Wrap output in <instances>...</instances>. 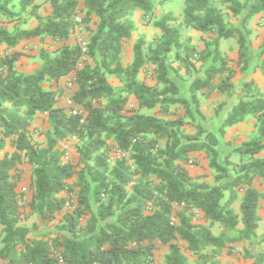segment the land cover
I'll use <instances>...</instances> for the list:
<instances>
[{"label": "trees", "instance_id": "obj_1", "mask_svg": "<svg viewBox=\"0 0 264 264\" xmlns=\"http://www.w3.org/2000/svg\"><path fill=\"white\" fill-rule=\"evenodd\" d=\"M16 1L0 0V48L45 36L58 45L41 47V63L31 72L18 68L22 51L0 50V264H191L192 258L194 264H220L222 250L234 241H257L262 251L252 264H264V234H258L264 189L255 186L264 179V92L254 80L236 89V69L220 48L221 39L235 38L239 71L250 69L248 24L264 12V0H221L233 15L242 16L239 26L231 25L213 0H184L183 24L216 33L209 54L220 62L195 77L186 94L171 75L170 55L175 52L187 67L192 57L203 62L207 57L182 40L180 28L171 23L172 13L155 21L162 32L158 40L140 38L133 61L125 65L122 60L124 42L138 27L132 13H153L154 0H83L84 8L79 0H47L51 12L45 16L35 0H18V11ZM25 12L37 25L18 24ZM77 15H83L80 23ZM94 17L97 24L89 28L87 46L68 43L78 25H89ZM260 68L264 75V62ZM71 73L78 86L72 99L83 110L59 103L65 95L60 80ZM211 89L235 100L213 126L201 107L203 94ZM132 98L136 106L129 104ZM38 113L49 124L39 132L42 141L32 130ZM250 118L253 130L223 154L228 129ZM70 138L77 140L76 164L65 160L60 147ZM113 148L122 154L114 160ZM198 151L216 172L214 184L189 171L188 165L197 162L191 153ZM232 155L238 160H231ZM23 163L32 174L27 212L18 191ZM71 192L76 203L69 207L61 194ZM197 209L206 223L195 221ZM31 215L45 226L58 221L57 232L24 224ZM215 225L219 233L213 231ZM159 244L167 246L163 262L154 255Z\"/></svg>", "mask_w": 264, "mask_h": 264}, {"label": "rangeland", "instance_id": "obj_2", "mask_svg": "<svg viewBox=\"0 0 264 264\" xmlns=\"http://www.w3.org/2000/svg\"><path fill=\"white\" fill-rule=\"evenodd\" d=\"M83 0H79L81 2ZM16 9L20 10L18 0L16 1ZM35 2L41 4V7L38 9V13L42 16L48 15L51 11V5L47 0H35ZM155 2V10L153 13L144 15V13L141 10H136L132 13V18L135 20V22L138 24L137 29L132 33V36L127 39L124 42L123 46V54H122V60L125 65L131 63L134 58V45L135 43L140 39L143 38L146 43L156 41L161 36L162 32L159 28H157L154 23L155 21L159 20L164 14L166 13H172L174 16V20L171 22L172 25L178 26L182 32V40H187L191 42V44L196 46L198 54H202L203 56L207 57V60L203 62L201 57L194 56L191 58L192 65L187 67L185 63L179 59L176 58L175 52H173L169 57V67L172 77L176 82L179 83L181 87L182 94L187 93V88L191 81L198 76H204L205 70L209 65H219L220 62H215L213 60V56L209 51L213 50V41L216 39V33L215 32H209V33H201L194 29L187 28L183 24V8H184V0H154ZM212 5L217 6L222 9L226 19L231 25L239 26L241 24L242 16H235L233 15L230 10L228 9V5L223 3L221 0H213ZM29 10V8H28ZM83 16V15H81ZM37 20L29 14V12H25L23 14V17L20 18L18 21V24L23 28H29L34 27L37 25ZM14 24L13 22H7V27L12 28ZM97 24V17H94L92 22L89 25L86 24H80L78 25V28L75 30L73 34V41L75 43H80L83 46H87L89 39H90V30L89 28H95ZM250 33L247 34L248 39L251 44V67L247 72H241L240 66L238 65V55H236L235 48L238 47L237 40L235 38H230L226 45L223 46L222 43H220V48L222 51L223 56L225 57L227 64L231 67L236 69V74L234 76V84L235 88L239 89L241 88L244 81H250L254 80H261L260 76L255 75L259 72H262L260 65L262 62H264V54H260L261 49L264 46V12L263 15L255 22V26L249 27ZM42 43L44 45H48V48L53 49L55 48L58 43L52 42L50 39L49 41L42 40ZM36 46H34L32 49L34 52L30 51L28 53H23L20 60L22 61V66H26L27 70L34 69L38 61H40L38 52L39 48L41 46L40 42L35 43ZM236 46V47H234ZM37 47V48H36ZM224 48V49H222ZM28 49V48H26ZM24 55V56H23ZM85 59L88 60V57L85 55ZM19 60V61H20ZM253 73V74H252ZM141 76H144V73L142 72ZM219 76L216 77L214 80L215 84L219 81ZM111 81L115 84H118V81L116 79H111ZM150 82H153L151 79H149ZM50 83H46L45 86L49 87ZM65 95L60 100L62 104H64L67 107L74 108L76 110H83L82 106L75 105L73 102L72 96L74 94V89L72 86L65 84L64 86ZM264 92V87L262 88ZM235 103V100L233 98H229L225 94H221L216 90H209L205 91V93L202 96V102L201 107L204 113L207 115V123L208 125H216L218 123V118L222 116L223 114L227 113L232 105ZM130 105L137 104L134 99H131ZM180 113H183V109H180ZM47 117L43 113H38L34 118V124L32 126V130L34 132L35 139L38 141H42L44 137L39 134V132L47 129ZM254 128V119H248L243 124H239L237 126H234L230 129H228L229 135L225 137L227 140H225L228 143H224L221 147L222 153L226 154L230 147L233 145H238L247 138L248 134L253 130ZM189 130L192 131L193 128L188 127ZM77 140L75 138H70L68 140L62 141L60 144V147L66 151L65 160L69 162H73L74 164L77 163L78 160V152L76 151V144ZM6 150L11 152L13 148L10 144H7ZM122 155L119 153L115 148L111 151V159L114 160L115 158ZM197 162L196 164H193L191 166L192 170H194L195 173L201 172L199 176H196L198 178H201L202 180L209 182L211 184L215 183V175L216 172H214L210 166L208 159L206 157L204 158H196ZM231 160H238V157L235 155L231 156ZM30 166L23 168L22 173V181L24 186L22 187L23 191L21 193V204L25 208V211L29 210L27 204L30 201L31 198V190H30V176L31 175V169H29ZM232 171L229 170L228 178H231ZM75 179H72L71 182H74ZM227 178L222 179L220 183H223ZM255 186L259 188L260 190L264 189V179H258L255 182ZM65 197L68 198L69 201V207H72L76 203V196L74 192H71L69 194H65ZM242 191L239 193V198L234 204V208L239 211V205L241 201ZM179 207L176 206V210ZM26 211V212H27ZM259 213L261 216H264V200L261 201ZM263 219V217L261 218ZM195 221L198 223L203 222V218L200 215V213L196 210L195 211ZM58 221H53L47 226L42 225L39 220L37 219L36 215L29 216L26 220H24V224H27L29 226H32L33 223H38L39 225L37 231H45L47 229L52 230L53 232H57V223ZM242 225H240L238 228H241ZM213 231L215 233L220 232L219 225H215L213 227ZM259 235L264 234V220L261 221L259 226ZM36 234V232H34ZM232 236H235L236 233L231 232ZM248 244V245H246ZM232 243H235V245H232ZM183 248L185 249V245L182 243ZM229 249L225 250L223 254H221V258H219V263L222 264H252L254 256L257 255V253L260 250V246L258 245L257 241H250V243H247L246 241H234L231 242V244L228 246ZM167 252V246L159 244V246L155 249L154 255L157 262H163L164 261V255ZM223 252V250H222ZM254 255H253V253ZM189 254V252H187ZM219 256V257H220ZM192 258L191 264H194Z\"/></svg>", "mask_w": 264, "mask_h": 264}, {"label": "crops", "instance_id": "obj_3", "mask_svg": "<svg viewBox=\"0 0 264 264\" xmlns=\"http://www.w3.org/2000/svg\"><path fill=\"white\" fill-rule=\"evenodd\" d=\"M79 7L80 8H84V4H83V1H81V2H79ZM51 12V11H50ZM50 12H48V13H50ZM263 15V12L262 13H259V14H257L256 16H254L252 19H251V21L249 22V24H248V27H253V26H255V22L261 17ZM138 25V24H137ZM74 35L75 34H72V36L70 37V39H69V41H68V43H70V44H75V42L72 40L73 39V37H74ZM51 38L50 37H48V36H45V39H41L40 37H36V38H29V39H25V40H23V41H21V43L18 45V46H16V47H12V48H10V49H7V46L4 44V45H2L1 46V48H0V50H2L1 51V53H4L5 51L6 52H10V51H13V50H19V51H22L23 53H28V52H30V51H32V52H34V50L32 49L34 46H36L35 45V43L36 42H40V44H41V46H40V48L41 47H48V45L46 46V45H44V43H42V40H45V41H49ZM52 40V39H51ZM229 39H221L220 40V43H222V45L223 46H225L226 45V42L228 41ZM234 47H236V46H234ZM26 48H28V49H26ZM37 48V47H36ZM39 48V49H40ZM222 49H224V48H222ZM238 49H239V47H236L235 48V52H236V55H238ZM35 53V52H34ZM24 56V55H23ZM22 61L23 60H20V61H18L17 62V65H18V68L20 69V70H23V71H25V72H31V71H33V70H35L37 67H39V65H40V61H38V64H37V66L34 68V69H30V70H27V67L26 66H22ZM260 71V70H259ZM258 71V73L257 74H255V75H258V76H260V78H261V80H262V82L260 81V80H256V83H257V85L262 89L263 87H264V75H263V73L262 72H259ZM253 74V73H252ZM73 78H74V73H71V74H69V75H67V76H65V77H63L61 80H60V85H62L63 87L65 86V84H67V85H70V86H72V88L74 89V92L77 90V88H78V86L76 85V83H74L73 82ZM247 81V80H246ZM53 88H56L57 87V85L54 83L53 84V86H52ZM132 99H134V101H136L135 100V98H132ZM60 104H62L61 103V101L59 102ZM62 105H64V104H62ZM135 106L137 105V104H134ZM44 114V113H43ZM227 115V113H225V114H223L222 116H221V118H220V120L223 118V117H225ZM251 119V118H250ZM244 122H242V123H240V124H243ZM254 124H255V121H254ZM239 125V124H238ZM237 126V125H236ZM47 128H49V124L47 125ZM227 135H229V132L227 133ZM227 135H226V137H227ZM225 140H227L226 138H225ZM225 140H223L222 142L224 143V141ZM221 142V143H222ZM2 155H0V157H1ZM191 156L192 157H195V158H204L205 157V154H204V152H202V151H198V152H193V153H191ZM27 165H28V167L30 166L28 163H23V164H21L20 165V168H21V174L23 173V168L25 169V167H27ZM191 166L192 165H188V168H189V171H190V173H191V175L192 176H194V177H196V176H199L200 174H201V172H198V173H195L194 172V170H192V168H191ZM29 169H31V167L29 168ZM32 175V174H31ZM31 176H30V183H31ZM24 186V184H23V181H22V179L19 181V183H18V191L19 192H22L23 191V189H22V187ZM62 196L64 195V193H62L61 194ZM197 211L200 213V215L202 216V218H203V212L201 211V210H199V209H197ZM261 216V215H260ZM263 217V219H261L260 220V223H261V221L262 220H264V216H261V218ZM37 219H38V217H37ZM39 220V219H38ZM202 223H206V220L203 218V222ZM0 228H1V225H0ZM259 230V229H258ZM258 234H259V232H258ZM247 243H250V241H246ZM245 243V242H244ZM231 244V243H230ZM229 244V245H230ZM246 244V243H245ZM228 245V246H229ZM232 245H235V243H232ZM246 245H248V244H246ZM225 250H227V249H229L228 247H225L224 248ZM224 249H223V252L221 253V254H223V253H225L224 252ZM259 251H262V248L260 247V250ZM253 253V252H252ZM253 255H254V253H253ZM219 258H221V256L220 257H218V259ZM222 264H224V263H222Z\"/></svg>", "mask_w": 264, "mask_h": 264}, {"label": "built area", "instance_id": "obj_4", "mask_svg": "<svg viewBox=\"0 0 264 264\" xmlns=\"http://www.w3.org/2000/svg\"><path fill=\"white\" fill-rule=\"evenodd\" d=\"M76 21L78 22V23H80L81 21H82V18H81V16L80 15H77L76 16ZM85 47V46H84ZM85 49V48H84ZM68 205H69V203H68Z\"/></svg>", "mask_w": 264, "mask_h": 264}]
</instances>
